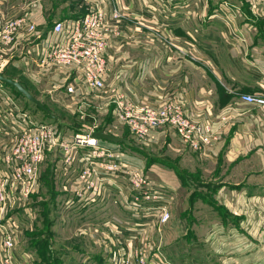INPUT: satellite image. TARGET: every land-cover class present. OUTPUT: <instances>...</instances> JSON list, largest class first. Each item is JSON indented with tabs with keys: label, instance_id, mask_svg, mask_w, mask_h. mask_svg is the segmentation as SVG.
I'll use <instances>...</instances> for the list:
<instances>
[{
	"label": "built area",
	"instance_id": "built-area-1",
	"mask_svg": "<svg viewBox=\"0 0 264 264\" xmlns=\"http://www.w3.org/2000/svg\"><path fill=\"white\" fill-rule=\"evenodd\" d=\"M138 1L137 16L142 20L138 23L145 27H150L148 21L159 23L171 7L189 5L186 0ZM107 2H112L110 9ZM244 2L253 17L262 13L264 1ZM87 3L83 15L54 22L45 36L28 39L22 48L26 52L18 54L20 60L30 56L39 65L53 64L60 70L55 89L69 97L77 119L88 123L84 133L66 136L53 123L37 121L0 83V264H21L14 255L18 229L10 214L18 205L27 206L49 157L58 164V172L67 173L62 187L70 196L69 207L111 204L128 215V220L102 224L98 264H172L151 244L148 233L169 222L172 197L135 164L127 150L135 143L145 147L156 143L155 135L166 130L193 152L203 151L218 138L208 121L186 111L179 95L138 101L128 98L119 86L106 84L109 65L105 53L109 41L121 35L123 15L112 0ZM35 30L25 16L0 20V74L8 61L3 50H13L11 58L15 57L17 42ZM239 100L264 115V92L242 94ZM100 115L124 127L135 142L125 138L131 143L127 148L93 137L99 130L117 136L100 123Z\"/></svg>",
	"mask_w": 264,
	"mask_h": 264
},
{
	"label": "crops",
	"instance_id": "crops-1",
	"mask_svg": "<svg viewBox=\"0 0 264 264\" xmlns=\"http://www.w3.org/2000/svg\"><path fill=\"white\" fill-rule=\"evenodd\" d=\"M86 1L0 0L1 21L25 16L36 29L34 34L17 42L14 52L19 54L28 39L45 36L54 22L83 15ZM112 1L123 18L121 35L109 41L105 53L109 65L106 84L119 86L128 98L138 101L167 100L179 95L186 111L208 121L211 131L218 134L203 151L191 154L182 145L172 151L178 156L176 163L183 168L191 167L189 162L194 160L193 170L185 171L197 177H202L204 165L208 167L211 181L219 183L211 189L208 208L213 213L212 219L221 225H233L236 229L224 232L239 243L233 247L224 239L220 245L214 243L215 251L220 252L217 256L211 253L212 246L205 257L193 255V249L187 254L188 260L181 264H264L262 239H255L264 221V115L239 100L242 94L264 92V35L258 34L262 30L264 6L256 18L249 13L244 0H186L187 7L182 3L171 7L170 14L159 23L148 21L150 27H145L133 16L140 10L138 0ZM107 3L110 9L112 2ZM161 23L164 27L159 26ZM167 42L174 43L173 48ZM184 44H192L198 54ZM12 51L3 50L6 59H11ZM2 71L4 77L22 84L33 97L36 96L31 87L75 116L69 97L55 89L61 77L55 65H39L34 57L28 56ZM99 118L108 127L113 124L115 135L126 134L125 128L112 118L102 115ZM166 136H172L178 143L169 130L155 135V139L160 141ZM184 172L178 175V180L175 177L176 181L168 175L172 187L185 181ZM248 219H256V223L252 230L243 231L241 223ZM213 234L215 230L211 229V237ZM248 235L257 241L254 247L247 244Z\"/></svg>",
	"mask_w": 264,
	"mask_h": 264
},
{
	"label": "rangeland",
	"instance_id": "rangeland-1",
	"mask_svg": "<svg viewBox=\"0 0 264 264\" xmlns=\"http://www.w3.org/2000/svg\"><path fill=\"white\" fill-rule=\"evenodd\" d=\"M87 7L86 1L85 11ZM133 16L136 22H142L137 14ZM261 21L262 30L259 29L258 34L264 35V18ZM167 45L172 47L174 43L167 42ZM184 45L198 54L199 51L192 44ZM21 51L26 52V49ZM184 53H186L185 50ZM19 60L18 54L15 53V57L6 60L5 68ZM7 89L21 107L31 112L37 121L53 123L66 136L85 132L87 122L84 124L79 121L75 116L69 114L63 106L58 105L59 102L56 100L52 102L49 99L50 96H44L35 87L29 89L49 113L28 102L23 95L14 89L10 87ZM99 120L101 121L100 118ZM111 125L109 128L113 130V124L111 123ZM120 137L129 139L127 132ZM129 140L135 142L132 139ZM173 147L182 146L175 142L172 136H166V138H161L160 141H156L148 147L135 143L127 150L130 157H135V164L167 190L172 197L169 222L161 226L156 225L148 232L151 244L159 247L162 255L172 264H181L186 259L188 260L190 256L187 254H190L193 249H195L192 252L193 255L205 257L208 256L212 246L214 252L211 251V253L217 256L220 252L215 251L217 250L216 244L220 245L223 239L232 247L238 245L239 241H235L233 235L229 236L224 232L228 233V229L236 228L231 224L221 225L220 222H217L218 220L212 219L213 213L208 208L211 201V189H215V185H219V183L211 181L206 165H204L205 171L202 172V177L187 172L193 170L194 160L192 162V159L190 160L191 167H188L189 169L178 165L175 161L178 156L172 151ZM186 151L191 153L187 148ZM183 172L186 173L185 181L181 182L180 180V186L172 187L167 180L168 175L174 179L177 177L178 180V175H182ZM59 176L62 177L61 181ZM64 177H67V173L58 172V164L52 161L50 157L47 158L42 165L37 188L30 196L27 206L18 205L12 210L10 215L18 229V244L14 250V255L19 263L98 264L102 259L99 253L101 249L98 248V241L102 238L100 233L104 231L102 224L111 219L128 220V215L111 204H99L90 208L69 207L70 196H68V191L62 187V183L65 181ZM255 223L256 219L245 220L241 223V229L249 231ZM261 225L260 227L263 228L258 232L260 236L255 235V239H262L261 246L264 250V221ZM222 226L227 228L223 229ZM211 229L215 230L212 237ZM220 230L223 231L221 234L218 233ZM94 232L98 233L95 234ZM245 238L247 241L249 238L247 244L253 247L256 245L257 241L251 236L248 235V238ZM199 246L201 250H199ZM244 247L248 249L246 244ZM206 250H208L207 253H205Z\"/></svg>",
	"mask_w": 264,
	"mask_h": 264
},
{
	"label": "water",
	"instance_id": "water-1",
	"mask_svg": "<svg viewBox=\"0 0 264 264\" xmlns=\"http://www.w3.org/2000/svg\"><path fill=\"white\" fill-rule=\"evenodd\" d=\"M0 83L3 85H7L10 88L15 89L18 93L23 95L28 102L34 104L35 106L40 108L42 111L49 113V111L44 107V105L38 99L33 97L19 82L6 78L3 76V74H0ZM92 136L97 139H101V140L108 141L111 143H115V144L122 143L125 146H131V143L127 139L120 137V136H113V135L104 133L103 130L94 132Z\"/></svg>",
	"mask_w": 264,
	"mask_h": 264
},
{
	"label": "trees",
	"instance_id": "trees-1",
	"mask_svg": "<svg viewBox=\"0 0 264 264\" xmlns=\"http://www.w3.org/2000/svg\"><path fill=\"white\" fill-rule=\"evenodd\" d=\"M4 86L7 87V88L9 87V86H7V85H4ZM12 89H13V88H12ZM14 90H15V89H14ZM15 91H16V90H15ZM16 92H17V91H16ZM19 94H20V93H19ZM126 147L128 148L129 146H126Z\"/></svg>",
	"mask_w": 264,
	"mask_h": 264
}]
</instances>
